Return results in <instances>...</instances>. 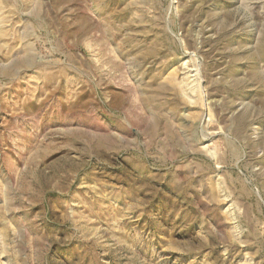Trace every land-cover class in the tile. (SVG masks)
Returning a JSON list of instances; mask_svg holds the SVG:
<instances>
[{
	"label": "rangeland",
	"instance_id": "1",
	"mask_svg": "<svg viewBox=\"0 0 264 264\" xmlns=\"http://www.w3.org/2000/svg\"><path fill=\"white\" fill-rule=\"evenodd\" d=\"M0 264H264V0H0Z\"/></svg>",
	"mask_w": 264,
	"mask_h": 264
}]
</instances>
